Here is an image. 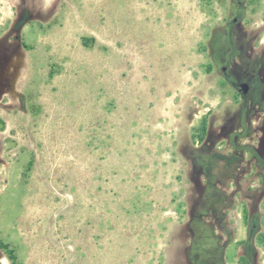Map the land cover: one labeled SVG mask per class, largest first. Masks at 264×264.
<instances>
[{
	"label": "rangeland",
	"instance_id": "374dc122",
	"mask_svg": "<svg viewBox=\"0 0 264 264\" xmlns=\"http://www.w3.org/2000/svg\"><path fill=\"white\" fill-rule=\"evenodd\" d=\"M234 1L0 0V264H264Z\"/></svg>",
	"mask_w": 264,
	"mask_h": 264
},
{
	"label": "flooded vegetation",
	"instance_id": "af4514ba",
	"mask_svg": "<svg viewBox=\"0 0 264 264\" xmlns=\"http://www.w3.org/2000/svg\"><path fill=\"white\" fill-rule=\"evenodd\" d=\"M232 18L228 23V45L233 51L232 44V33L234 26L239 22V15L244 11V5L241 0H235L231 6ZM246 47V57H251L249 54L251 44L247 42ZM235 58L233 52L227 54L225 57V63L221 66V72L228 81V83L236 90V92L242 98V118L247 119V124H243L242 131L247 128H251L252 124H255L252 139L248 142H257L260 147L258 151L259 156L264 159V43L260 36V50L257 56L256 61L254 62H245V69L243 76L239 79L234 75V72L229 73V68L231 61ZM241 85H245L246 91L241 90ZM239 131L238 134L234 135V142L239 136H244V132ZM249 132V131H248ZM234 154H238V150L234 144ZM250 145L247 146L249 148ZM250 149V148H249ZM241 156V154H240Z\"/></svg>",
	"mask_w": 264,
	"mask_h": 264
},
{
	"label": "water",
	"instance_id": "95a60500",
	"mask_svg": "<svg viewBox=\"0 0 264 264\" xmlns=\"http://www.w3.org/2000/svg\"><path fill=\"white\" fill-rule=\"evenodd\" d=\"M241 90L244 91V92L246 91L245 85H241Z\"/></svg>",
	"mask_w": 264,
	"mask_h": 264
}]
</instances>
